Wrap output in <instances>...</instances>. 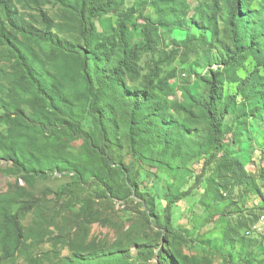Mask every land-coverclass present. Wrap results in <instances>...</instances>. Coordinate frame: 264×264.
Masks as SVG:
<instances>
[{
    "label": "rangeland",
    "instance_id": "1",
    "mask_svg": "<svg viewBox=\"0 0 264 264\" xmlns=\"http://www.w3.org/2000/svg\"><path fill=\"white\" fill-rule=\"evenodd\" d=\"M83 2L96 4L42 3L51 43L14 32L0 10L4 36L17 49L12 53L0 39V264H158L160 250L171 264H264V91L248 102L235 83L256 69L253 83L260 82L264 68L247 54L225 66L232 49L226 6L220 4L213 37L209 0H188L184 23L172 33L159 26V46L140 54L134 76L117 69L120 50L108 46L118 13H98L91 32ZM104 4L100 0L98 8ZM154 4L124 0L120 12L137 15L129 45H143L137 24L158 19ZM21 13L42 28L33 7ZM245 23L261 48L264 0H249ZM82 51L91 90L101 92L107 162L99 153L100 126L89 112ZM27 70L33 80H23ZM213 72L223 77L217 113L231 102L220 124L219 154L202 109ZM121 163L130 166L128 173ZM140 193L153 199L152 214ZM167 206L170 233L163 229ZM12 216L21 227L19 240L7 220Z\"/></svg>",
    "mask_w": 264,
    "mask_h": 264
},
{
    "label": "trees",
    "instance_id": "2",
    "mask_svg": "<svg viewBox=\"0 0 264 264\" xmlns=\"http://www.w3.org/2000/svg\"><path fill=\"white\" fill-rule=\"evenodd\" d=\"M44 1L45 0H0V10L4 21L14 32L35 38L42 42L51 43L52 41L49 34L50 24L47 23L46 16L41 11V6ZM147 2L155 3L154 5L156 8L160 9L161 13L159 14V17L156 21L147 19L143 20L142 23L137 24L143 40L142 46L129 45L127 43V34L130 23L137 15L132 9L120 12V8L123 5L124 0H105L104 6L99 8L98 4L100 3V0H95L96 4L91 8H86V4L84 2L80 7L82 13L86 12L88 15V20L85 25L91 32L94 31V25L90 22V20L96 17L98 13H109L110 11H115L118 13V20L115 25L114 35H112L108 40L110 41V43L108 42V46L110 48L120 50L121 61L117 69L119 71L126 70L134 76L138 75L136 70V62L140 54L142 52H155L157 50L159 46V26L166 25V27L169 29V32L172 33L177 29V25L184 23L190 8L188 5V0H147ZM221 3H223L227 8L226 24L230 30L232 39V49L227 53L224 59L225 66H232L236 64L238 62V58L241 55L247 54L255 58L258 68H264V45L259 48L254 43V37L252 33L248 31V26L245 23L246 10L249 5V0H209L210 14L206 18L208 30L211 32L213 37L217 35L218 30L216 25V16ZM31 6L37 13L36 16L39 19V24L42 26L41 29H37L36 27L28 24L25 19L26 16L21 13V11L25 10L26 8H32ZM140 20H142L141 17ZM260 36L264 38V33H262ZM0 39H2L3 43L8 46L12 53H17L14 43L4 36V31L1 25ZM244 40H247L246 44L244 43ZM80 60L83 80L85 82L86 92L89 97V112L95 116L97 124L100 126V135L103 145L99 149V153L102 156L103 161L107 162L111 148L102 125V112L99 108L101 92L96 90L93 93L91 90L92 81L88 73V64L85 52L83 51L80 53ZM257 75L258 70L256 69L245 79L235 80V83H237V92L245 98V101H253L257 97L260 99L262 98L264 91V79H260V82L253 83V79ZM159 76L160 71H158L157 65L155 67V71H153V78L158 80ZM22 78L24 81L33 80L29 70L24 72ZM107 78L109 82L113 83L116 80V74L114 72L108 73ZM222 83L223 77L221 76L220 72L211 73L210 78L207 81V99L202 103V109L205 112V117L208 122L212 141L215 147V153L217 154H219L222 149L220 124L228 115L229 109L231 107V102H228L224 105L222 112L220 114L217 113L216 107L220 103V87ZM148 84L152 85V81H149ZM140 101H138V103H140ZM77 134L80 135L86 141V143L89 145L91 144L88 134L82 133L79 129H77ZM8 158L16 168H21L20 163H18L12 152H9ZM223 160L230 167L236 165V162L228 160L227 158H224ZM120 166L126 173L129 172L130 166H125L122 163ZM236 167L239 168L240 166L238 165ZM133 188L136 192H138L135 186ZM188 194L189 193H187V195ZM139 198L147 205L148 211L152 214L154 212L153 199L144 193H140ZM35 203L36 202L27 204L25 207H23V212L26 213L32 210L35 206ZM7 220L13 224L16 237L19 240L21 234L19 222L16 220L15 216L8 217ZM163 222V229L170 233L172 221L169 206H167L164 210ZM156 261L158 264H171L168 255L161 250L156 256Z\"/></svg>",
    "mask_w": 264,
    "mask_h": 264
}]
</instances>
